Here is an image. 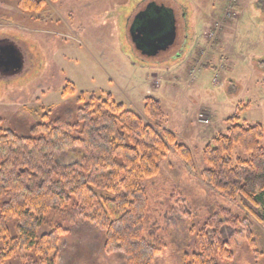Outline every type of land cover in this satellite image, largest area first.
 I'll use <instances>...</instances> for the list:
<instances>
[{
    "label": "rangeland",
    "instance_id": "rangeland-1",
    "mask_svg": "<svg viewBox=\"0 0 264 264\" xmlns=\"http://www.w3.org/2000/svg\"><path fill=\"white\" fill-rule=\"evenodd\" d=\"M259 1L58 0L48 1L40 13H24L16 0H2L0 40L13 42L24 63L18 73H0L3 125L29 136L36 124L65 123L80 93L110 95L148 123L143 108L146 98L153 97L164 113L162 127L191 150L200 173L206 168L203 148L226 134L228 119L237 116L241 124L264 127V15ZM153 3L174 12L176 38L168 50L149 56L137 47L130 29ZM210 58L211 64L204 66ZM67 83L75 93L63 96ZM79 157L77 149L70 150L60 162L68 165ZM142 185L150 200L145 236L163 245L154 264H183V255L199 252V235L213 213L226 209L235 218L244 217L237 204L188 170L172 148L160 161L159 174ZM65 216L48 218L39 230V235L48 233L59 223L75 228L60 237L48 264H125L119 253L103 251L102 230L79 213ZM9 228L14 234L13 218ZM225 234L232 262L216 264H264V224L251 221L255 248L242 226L225 229ZM36 260L34 255L16 256L4 264H39Z\"/></svg>",
    "mask_w": 264,
    "mask_h": 264
},
{
    "label": "trees",
    "instance_id": "trees-1",
    "mask_svg": "<svg viewBox=\"0 0 264 264\" xmlns=\"http://www.w3.org/2000/svg\"><path fill=\"white\" fill-rule=\"evenodd\" d=\"M16 1L22 12L40 13L48 1L58 0ZM257 6L264 15V0ZM8 44L18 48L13 42ZM74 93L73 85L67 83L63 96ZM76 102L65 123L56 119L36 124L29 136L5 128L0 117L1 264L31 255L39 264H48L60 237L75 228L59 223L39 235L42 224L56 215L69 218L77 213L104 232L106 254L119 253L125 264H154L163 245L145 236L150 200L142 183L159 174L160 161L171 148L208 188L244 212L242 220L226 209L210 215L199 235V252L183 255V264L232 262L225 234L228 228L242 226L249 246L255 248L251 221L264 224L262 125L241 124L237 116L228 119L226 134L214 137L203 148L206 168L199 173L191 150L162 127L164 113L157 98L145 100L148 123L110 95L80 93ZM75 149L79 159L61 164L65 152ZM181 217L184 221L188 213ZM11 218L16 222L14 234L9 228Z\"/></svg>",
    "mask_w": 264,
    "mask_h": 264
},
{
    "label": "water",
    "instance_id": "water-1",
    "mask_svg": "<svg viewBox=\"0 0 264 264\" xmlns=\"http://www.w3.org/2000/svg\"><path fill=\"white\" fill-rule=\"evenodd\" d=\"M130 33L137 47L149 56L168 50L176 38L173 11L164 6L151 4L134 20ZM0 52H5L10 57L4 64L14 66L12 74L18 73L24 64L18 49L13 44H9L1 47Z\"/></svg>",
    "mask_w": 264,
    "mask_h": 264
},
{
    "label": "flooded vegetation",
    "instance_id": "flooded-vegetation-1",
    "mask_svg": "<svg viewBox=\"0 0 264 264\" xmlns=\"http://www.w3.org/2000/svg\"><path fill=\"white\" fill-rule=\"evenodd\" d=\"M7 45H9L8 42L0 40V48L5 47ZM19 53H20V51H19ZM21 57H22V55H21ZM8 59H10V57L5 52H3V53L0 52V62L3 63V64H0V73L5 75V76L12 75V72L14 71V66H12V65L6 66V64H4L5 62H7Z\"/></svg>",
    "mask_w": 264,
    "mask_h": 264
},
{
    "label": "built area",
    "instance_id": "built-area-1",
    "mask_svg": "<svg viewBox=\"0 0 264 264\" xmlns=\"http://www.w3.org/2000/svg\"><path fill=\"white\" fill-rule=\"evenodd\" d=\"M212 34V33H211ZM213 35V34H212ZM199 118L201 119V121L203 122V123H205V124H207L208 123V120L206 119V120H204V117L202 116V115H199Z\"/></svg>",
    "mask_w": 264,
    "mask_h": 264
},
{
    "label": "crops",
    "instance_id": "crops-1",
    "mask_svg": "<svg viewBox=\"0 0 264 264\" xmlns=\"http://www.w3.org/2000/svg\"><path fill=\"white\" fill-rule=\"evenodd\" d=\"M212 58H213V57H212ZM212 58H210V59L208 60V62H207L208 64H211V59H212ZM181 59L185 61V60H186V57H184V58L182 57Z\"/></svg>",
    "mask_w": 264,
    "mask_h": 264
}]
</instances>
